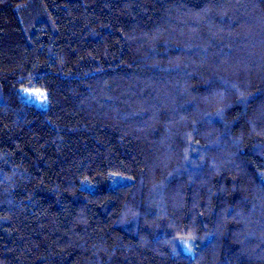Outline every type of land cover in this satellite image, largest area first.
I'll list each match as a JSON object with an SVG mask.
<instances>
[{
    "label": "trees",
    "instance_id": "16d2710c",
    "mask_svg": "<svg viewBox=\"0 0 264 264\" xmlns=\"http://www.w3.org/2000/svg\"><path fill=\"white\" fill-rule=\"evenodd\" d=\"M0 264H264V0H0Z\"/></svg>",
    "mask_w": 264,
    "mask_h": 264
},
{
    "label": "rangeland",
    "instance_id": "374dc122",
    "mask_svg": "<svg viewBox=\"0 0 264 264\" xmlns=\"http://www.w3.org/2000/svg\"><path fill=\"white\" fill-rule=\"evenodd\" d=\"M24 99L38 106L39 108L45 109L48 107L47 93L41 89H24L22 90Z\"/></svg>",
    "mask_w": 264,
    "mask_h": 264
}]
</instances>
